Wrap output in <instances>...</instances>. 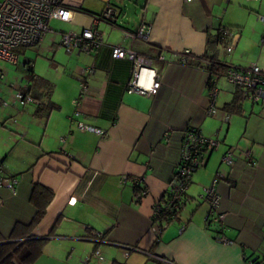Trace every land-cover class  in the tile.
Returning a JSON list of instances; mask_svg holds the SVG:
<instances>
[{
    "label": "crops",
    "instance_id": "1",
    "mask_svg": "<svg viewBox=\"0 0 264 264\" xmlns=\"http://www.w3.org/2000/svg\"><path fill=\"white\" fill-rule=\"evenodd\" d=\"M77 1L66 30L48 23L53 36L46 40L45 34L41 50L61 49L60 33L88 26L91 15L106 4L115 7L116 15L111 23L97 24L103 45L91 52L62 48L55 66L54 54L48 68L35 72L52 84L50 98L58 108L44 117L34 113L35 105L0 103V172L17 178L16 193L0 187V239L15 242L25 233L21 226L19 237H9L15 224L26 226L34 217L30 194L38 184L52 190L43 217L30 232L46 239L40 256L67 252L77 260L99 249V258L90 257L86 264H264V104L243 98L240 113L228 114L222 107L235 87L218 76V111L207 115L209 70L202 57L211 51L226 66L255 63L264 70V22L257 18L264 13V0ZM141 23L151 26L148 39L124 36ZM218 29L227 32L226 44L233 45L224 50L230 52L226 58L222 45L209 51L208 39ZM116 43L152 59L161 76L155 94L126 91L132 60L112 57ZM185 48L192 52L188 64L179 62ZM89 66L90 73L81 72ZM82 81L87 91L74 111ZM78 122L99 127L106 136L80 130ZM188 127L219 145L206 152L179 211L156 236L153 205L165 196L175 174ZM231 147L234 160L227 165L222 157ZM244 150H250L255 166L246 161ZM122 173L142 178L139 187H145L146 195L139 201L134 187L119 183ZM217 173L222 230L208 219L209 205L201 197L202 187ZM100 233L104 239L98 243ZM222 235L230 242L218 240Z\"/></svg>",
    "mask_w": 264,
    "mask_h": 264
},
{
    "label": "built area",
    "instance_id": "2",
    "mask_svg": "<svg viewBox=\"0 0 264 264\" xmlns=\"http://www.w3.org/2000/svg\"><path fill=\"white\" fill-rule=\"evenodd\" d=\"M77 0H0V58L9 59L15 62L18 55L15 53L18 49H25L30 45L40 44L44 35L51 31L48 23L53 18L69 21L75 8H77ZM114 8L110 4H106L100 13L91 15L90 24L83 27L80 31L75 32L68 30L60 33V41L58 45L66 51L76 49L77 51L91 52L101 45H103V37L97 28V24L102 21L110 22L114 17ZM257 18L264 22V13L258 14ZM151 26L146 23H141L139 27L130 31L124 32V36L128 39H143L149 37ZM232 44L226 45V49L230 51ZM113 58H129L132 60L131 77L126 84V91L136 92L140 95L150 96L155 94L160 87V73L156 68L152 67V59L137 53L131 48H124L121 44L111 46ZM192 52L190 49H183L179 55V62L188 64L189 57ZM158 59L164 60L161 54ZM206 63V60H205ZM92 67H84L81 69L82 73H90ZM225 80L231 83L234 87L241 88L244 92V97L251 103L264 104V70L258 67L255 63L245 68H236L227 66L226 72L222 75ZM217 74H213L208 80V94L209 105L206 109V114L214 116L217 114V107L215 104L218 86ZM81 90L77 98L73 99L75 106H79L83 92L87 91L84 81L81 82ZM18 103H26L32 99L29 96H24L22 91L18 89L15 94ZM77 111V108L76 110ZM228 115H223V119L227 120ZM80 130H88L96 132L103 137L106 136L104 131L99 127H94L84 122H78ZM64 140V138H62ZM219 142L210 136H204L199 129L193 128L185 130L181 141V148L179 152V162L176 166V172L171 178L165 196L158 202L154 203L151 219L152 230L156 236L161 234V231L166 227L177 214L184 199L185 192L191 183V175L203 163L207 151L216 149ZM243 155L246 161L255 166V161L252 158L250 150H244ZM222 160L227 165H230L234 160L233 147L229 148L223 155ZM208 184L202 187L201 197L209 205L208 219L215 221L218 228L222 230L224 227L225 215L219 211L220 196L215 191V184L217 176ZM142 178L139 176L129 177L122 173L119 178V183H127L134 186L141 183ZM17 178L6 177L0 172V187H6L11 192L16 193ZM142 195H146V189L141 191ZM69 200L70 202L75 201ZM95 240L102 241L101 233L95 236ZM218 240L222 242H230L224 235L220 236ZM127 249H131L127 246ZM100 250L95 249L89 256H85L88 261L90 257L99 258ZM163 259V258H162ZM161 259V260H162ZM251 264V263H248Z\"/></svg>",
    "mask_w": 264,
    "mask_h": 264
},
{
    "label": "trees",
    "instance_id": "3",
    "mask_svg": "<svg viewBox=\"0 0 264 264\" xmlns=\"http://www.w3.org/2000/svg\"><path fill=\"white\" fill-rule=\"evenodd\" d=\"M115 9V7H113ZM116 15V9L114 10ZM114 18V17H113ZM113 20H110V23ZM225 37H228L227 32L225 30L218 29V32L214 35L212 41L208 39V47L209 51L214 49L215 47L222 45L226 46ZM206 52L202 57L206 60L205 67L209 70L208 74L211 77L213 74H217L218 76H222L226 70L227 66L224 63H221L215 55L212 56ZM23 70V77L27 79V85L22 86L19 90L22 91L23 97L29 96L32 100L26 103H19L22 106L26 105H35V114L40 116H46L49 114L51 110L57 109L58 104L51 100L50 95L52 93V84L44 77H40L35 74L34 65L32 61L23 62L21 64ZM234 95L230 101L224 104L222 109L229 113H240L241 109V100L244 97V92L241 88L235 87L233 91ZM74 101V100H73ZM0 103L6 106L4 100L0 99ZM74 109L76 110L75 103ZM74 110V111H75ZM195 128V127H193ZM192 127L185 128V130H191ZM198 129V128H196ZM176 172V171H175ZM174 176V175H173ZM140 184L134 185V194L137 196V200L139 201L144 195L141 194V191L145 189V187H139ZM32 191L30 194V200H32L35 206V215L34 217L27 222L26 226L15 224L14 229L10 234V238L19 237L17 235V229L19 227H24L27 230L21 236L19 240L8 241L0 243V264H32L35 262L37 258L40 257V254L43 252V246L46 243L45 238H34L30 235L31 229L37 225L38 221L43 217L45 213V207L50 201L52 196V190L46 187L40 186L38 184L32 186ZM98 235V234H97ZM96 235V236H97ZM102 238L103 233H101ZM104 239V238H103ZM2 241V239H0ZM99 243V241L96 240ZM127 247V246H126ZM248 263H251L250 261ZM110 264H124L119 261L113 260ZM252 264V263H251Z\"/></svg>",
    "mask_w": 264,
    "mask_h": 264
},
{
    "label": "rangeland",
    "instance_id": "4",
    "mask_svg": "<svg viewBox=\"0 0 264 264\" xmlns=\"http://www.w3.org/2000/svg\"><path fill=\"white\" fill-rule=\"evenodd\" d=\"M67 22L68 21L63 22V21H60L56 18H53L52 20L49 21V26H51L53 28L55 27L56 29L66 30V28H67L66 23ZM52 36H53V33L47 32L46 36H45L46 40ZM43 38H42V42L40 44L30 45V47H27L25 49H18L15 52L18 55V58L15 62H13L9 59L0 58V91H1V89L6 91L4 93V95L0 94L2 96V97L0 96V98L5 101L6 106H8V105L13 106L12 104L18 103L16 98H15V94L18 91L20 85L24 84V82L26 80V79L25 80L23 79V70H22V66H21V64L23 62L33 61L35 63L34 64L35 65L34 71L37 73H40L45 68L49 67V63L51 62L52 55L55 54V58L52 61L53 66H55L56 63L58 62V58H60V54L63 53V51L61 50L62 48L56 49L54 52H45L43 49L41 50L42 44H45V42L43 43ZM224 50L226 51L225 46L220 51V53L222 54V58H223L225 53L226 54L230 53V52H225ZM224 57L226 58V56H224ZM221 81H223V83H224L227 80L224 81L223 79H221ZM1 106L6 107L2 104H1ZM49 255L52 258H49L46 255H42V256H40V258H37L35 260V262H33L32 264H86L87 262H89V260L87 261L86 258H83L84 260L78 259V258H77V260L70 258L71 256H73V253L67 254V252H65V253L54 252V253L49 254ZM91 258H94V257L92 256ZM91 261H93V260H91Z\"/></svg>",
    "mask_w": 264,
    "mask_h": 264
},
{
    "label": "water",
    "instance_id": "5",
    "mask_svg": "<svg viewBox=\"0 0 264 264\" xmlns=\"http://www.w3.org/2000/svg\"><path fill=\"white\" fill-rule=\"evenodd\" d=\"M8 240H2V242H7ZM2 242H0V243H2Z\"/></svg>",
    "mask_w": 264,
    "mask_h": 264
},
{
    "label": "bare ground",
    "instance_id": "6",
    "mask_svg": "<svg viewBox=\"0 0 264 264\" xmlns=\"http://www.w3.org/2000/svg\"><path fill=\"white\" fill-rule=\"evenodd\" d=\"M118 58V57H117ZM132 187H134V186H132ZM167 191V190H166Z\"/></svg>",
    "mask_w": 264,
    "mask_h": 264
},
{
    "label": "clouds",
    "instance_id": "7",
    "mask_svg": "<svg viewBox=\"0 0 264 264\" xmlns=\"http://www.w3.org/2000/svg\"><path fill=\"white\" fill-rule=\"evenodd\" d=\"M226 47V46H225Z\"/></svg>",
    "mask_w": 264,
    "mask_h": 264
}]
</instances>
